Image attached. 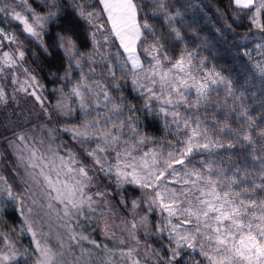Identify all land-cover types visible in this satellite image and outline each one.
<instances>
[{"label":"rangeland","instance_id":"rangeland-1","mask_svg":"<svg viewBox=\"0 0 264 264\" xmlns=\"http://www.w3.org/2000/svg\"><path fill=\"white\" fill-rule=\"evenodd\" d=\"M31 1L38 3V6H43L44 10L39 12L36 7V9L34 8ZM206 1L208 2V0ZM56 2L57 0H55V4L53 0H27V5H25L21 0H0V7H14L16 12H20L21 15L29 19V22H32V12L40 16H48L50 12L57 13ZM84 2L85 4L80 3L79 5H82L86 11L95 13L89 4V0ZM259 4L260 0H255V6L248 15L254 28H260V26L253 24V19H257L256 8ZM28 7L32 11H28ZM101 7L103 10V5ZM0 14L2 17L0 30L15 37L13 43L0 35V93L3 94V99H0V177H3V180H0V192H2L0 195V212L6 209V205L9 204L8 200H10L15 203L21 219L17 225L8 224L5 226L4 223L2 226L0 224V256L15 254V259L10 262L0 261V264H39L42 257L36 249L37 242L41 248L51 249L54 264H119L120 258L123 256V251L120 249L104 247L97 249L96 253L87 248V239L81 238L80 242L77 243V237H87L85 235L86 230L75 228L73 221L81 219L83 215H88V220L94 221L93 227L100 237L118 241L125 240L124 236L115 231L118 227L121 230L125 228L116 222L115 224L109 216H105L107 210L105 201H103L104 193L101 190L105 188L107 178L113 179L117 185H136V183L131 182L130 176L126 180L118 179L117 171H131V168L125 169V164L142 165L145 159L151 163L153 152H163L166 156L167 152L171 150L169 139L149 137L141 133L137 124V110L133 106L127 105V100L125 101L121 93L123 87L119 85V83L129 84L134 95L142 101L138 104L139 108L145 109L147 93L142 96L143 90L138 87L134 88L132 81L137 80L138 83L152 86L143 77L151 73L155 63L153 57L155 56L150 55L151 52L147 48L144 50L147 57H141L138 48L140 37L136 41L135 54L139 57L141 66L134 69L131 61L128 60V54L121 47L120 40L113 34L107 15L104 13L109 28L105 27V30L104 27L97 24L98 16H94L91 23L84 18L91 30L92 47L89 50L79 52L75 46L72 53H66L61 47L66 61L78 75L77 80L70 87L78 121L71 125H65L60 121L52 120V112L46 100L44 86L39 76L29 68L26 60V50L29 46L36 44L43 46V36L48 21L53 17L46 20L42 27L37 26L40 36L33 37L24 32L23 25L13 19L11 15ZM260 19L261 13L258 17L259 25H261ZM136 22L140 25L137 16ZM108 29L116 39V46L107 43L105 33L109 32ZM58 44L60 45V40ZM5 52H8L15 61L11 66H8L5 61L3 55ZM20 52L24 53L23 58L20 57ZM183 57L185 60L191 59L193 70L200 76L216 73L213 70L202 68L204 64L195 62L188 54L183 55ZM161 61L165 68H170L177 60L165 62L161 59ZM77 86L82 92L84 104L88 106L87 114L81 109V97H77L73 93V89ZM213 87L216 90L211 92L210 102L206 106L199 110L187 109L182 106L179 109L181 113L186 116L190 114L199 115L205 125L206 121H219L215 115H209L205 109L219 107L224 100L232 96V92L229 95L226 83ZM155 88L158 92L159 85L157 84ZM105 90L109 93L111 100L115 104H121L123 109L122 113L113 116L112 123L108 124L103 123L102 118L108 114L112 104H108L107 108L104 107L103 93ZM192 95L194 98V91ZM97 103H99V107H97ZM159 108L160 105L156 101H152L151 111L145 110L157 114L166 129L173 133V138L176 139V126L172 124V117L164 116ZM97 119H101L102 122L99 125V130L89 129V135L93 137L91 140L77 135V133L85 132V124H91ZM121 122L125 125L123 128L119 127ZM113 123L117 126L116 130L113 129ZM101 132H112L119 135L121 139L117 144L105 145L103 139L97 140ZM141 139L144 141L143 144L139 143ZM74 140L84 141L85 158L78 155L79 153L74 149L71 142ZM158 141H161L160 146L156 144ZM171 142L175 143L176 141ZM98 143L107 148L106 152L97 151L100 164L95 163L94 158L87 155L88 152L97 149ZM129 151L135 157L134 161L127 155ZM33 152L36 153L35 158L32 155ZM146 152L149 155L144 157ZM117 153H120L119 158ZM157 158L159 159V157ZM73 160L76 162L74 163ZM81 166L87 169V177L80 175L79 168ZM163 166V164L160 165V167ZM177 167L179 168V166ZM109 168H111L110 171ZM138 173L144 174L140 168H138ZM45 177L51 180V185ZM165 179L167 180L166 187L177 189L181 187L178 183H172L177 178L167 176ZM164 187L165 185H161L154 191H163ZM9 188L12 191L13 199L8 197ZM53 188L56 191H53ZM80 188L83 189L82 192L79 191ZM178 198L183 200V196ZM170 199V197L166 198L165 203L170 202ZM69 200H72L76 207H73V204L68 202ZM158 204L160 206L159 201ZM184 207H187V204ZM158 218L156 229L157 231L159 228L165 229L158 231L164 237V242L157 250L155 249V252L163 259L164 264H169L170 249L175 247L174 242H170L169 239L171 235L169 219H171L172 224L181 223V219L175 216L169 218L167 211L161 206ZM29 227L32 231H29ZM184 227L192 228L194 225L186 224ZM194 254L197 255L196 258L193 256ZM198 261L201 264H208L207 260L199 254V246L197 245L196 251L186 249L182 252L179 261L172 262V264H197ZM136 262L134 258L127 257L126 264H136ZM120 264L124 263L120 262Z\"/></svg>","mask_w":264,"mask_h":264},{"label":"trees","instance_id":"trees-1","mask_svg":"<svg viewBox=\"0 0 264 264\" xmlns=\"http://www.w3.org/2000/svg\"><path fill=\"white\" fill-rule=\"evenodd\" d=\"M84 1L57 0L58 12L56 17L48 21L43 36V46L36 44L26 50L29 68L39 76L44 86L52 120L60 121L65 125L78 121L73 107L74 98L70 92V87L77 80L78 75L66 61L58 41L60 36H71L79 52L92 47L89 25L77 11V5L85 4ZM133 1L137 6L140 25L147 23L150 26L148 29L141 27L142 35L138 48L142 58L147 57L144 52L147 48L151 52L150 55L162 60L164 56L169 57L168 60H164L165 62L176 61L188 54L195 62H203L202 68L213 70L224 77L227 86L229 82L231 83L232 96L217 108L205 109L209 115H215L219 119V121H206L209 131L213 132L222 126L226 118L233 128H239L241 124H252L249 131L253 135L254 145L245 144V147H240L238 143L236 147L228 148L226 146L228 140L233 139L235 142V138L221 135L220 139L225 143V147L211 154L207 152L199 154L196 159H211L215 162V166L226 169H234L236 166L246 168L251 173V177L245 183L264 182L260 179V157L264 156V140L258 135L260 130L264 129V74H262L264 32L260 28H254L248 16L254 7L242 9L237 7L233 0ZM89 2L95 13H99L97 24L104 27V30L105 27L109 28L99 0H89ZM31 3L39 12L44 10V7L38 6L35 1ZM161 3L163 8L160 7ZM260 23L264 25V10L261 11ZM105 34L107 43L116 46V39L111 31ZM119 85L123 87L121 93L125 101L127 100V105L137 110V124L141 133L149 137L176 141L173 138L174 134L166 129L157 114L139 108L138 104L142 101L134 95L129 84L119 83ZM244 110L247 112L246 117L239 115ZM248 117L250 120L247 119ZM71 142L78 155L85 158L84 141ZM160 142L156 144L160 146ZM240 143L245 142L241 139ZM197 167L200 165L197 164ZM226 174L230 175L231 172ZM107 179L105 188L101 190L104 193L103 201L107 210L105 216H109L114 223L125 228L121 230L118 227L115 230L124 236L125 240L100 237L93 227L94 221L88 220V215H83L81 219L73 222L75 228L86 230L87 248L96 253L97 249L104 247L118 248L123 251L119 264L120 262L126 264L127 257L134 258L139 264H164L163 259L155 252V249L157 250L164 242V237L156 229V222L160 216L158 201L152 203L156 192L137 184L117 185L113 179ZM133 201L136 202L135 207ZM8 203L9 206L6 205V209L0 212L2 226L4 223L7 226L21 222L15 203L10 200ZM77 238L76 241L79 243L81 237ZM129 252H131L130 256ZM193 256L197 257L196 254Z\"/></svg>","mask_w":264,"mask_h":264},{"label":"snow or ice","instance_id":"snow-or-ice-1","mask_svg":"<svg viewBox=\"0 0 264 264\" xmlns=\"http://www.w3.org/2000/svg\"><path fill=\"white\" fill-rule=\"evenodd\" d=\"M21 2L27 5V0H21ZM233 2L242 9H250L255 6V0H233ZM53 3L55 4V0ZM100 4L103 5L113 34L120 40L121 47L128 54V60L131 61L134 69L139 68L141 66L139 57L135 54L136 41L141 37V27L148 29L150 26L147 23L141 26L136 22L137 6L133 0H100ZM160 7L163 8L162 3ZM27 10L32 11L30 7ZM262 10H264V0H260V4L256 8L257 19H253V24L260 26V30L264 32V25H259L258 20ZM77 11L89 23L92 22L94 16H99V13L86 11L82 5H77ZM0 13L11 15L13 19L23 25L24 32L33 37L40 36L37 26L42 27L46 20L57 15L56 12H50L48 16H40L32 12V22H29V19L21 15L20 12H16L14 7H0ZM0 35L10 42H15V37L3 33L2 30H0ZM60 47L66 53H72L75 50V43L71 36L60 37ZM155 51H159V49H155ZM3 55L8 66L15 63L8 52ZM23 56L24 53L20 52V57L23 58ZM153 59L155 63L151 73L143 77L152 86L138 83L137 80H133L132 83L134 88L138 87L143 90L142 96L147 93L145 109L151 111V103L156 101L160 105L159 111L166 117H172V124L176 126V142L169 141L171 150L167 152L166 156L163 152H153L151 163L145 159L142 165L125 164V169L131 168V171L118 170V179L126 180L130 176L132 183L153 190L165 185L163 191H156V197L152 203L155 204L159 201L161 208L167 211L169 218L175 216L181 219L179 224H172L169 219L171 226L169 239L175 244V247L170 249L169 264L178 262L182 252L186 249L196 251L197 245L199 254L207 260L208 264H264V182L245 183L251 177V173L246 168L236 166L234 169H226L215 166V162L211 159H196L199 154L205 152L211 154L217 149L225 147V143L220 139L221 135L235 138V142L233 139L228 140L226 145L228 148H234L238 143L240 147H245V144L254 145L253 135L249 131L252 124H241L239 128H233L226 118L222 126L210 133L199 115L186 116L179 109L183 106L187 109L199 110L206 106L210 102L211 92L216 90L213 86L224 84L225 78L219 73L200 76L193 70L191 59L185 60L183 56L170 68H165L159 57H153ZM163 59L168 60L169 57L164 56ZM262 74H264V69H262ZM157 84L159 85L158 92L155 88ZM228 92L231 95L230 82L228 83ZM73 93L77 97H81V109L87 114L88 106L84 104L80 87L74 88ZM103 95L104 107L107 108L108 104H112L108 114L102 118L103 123L108 124L112 123V117L122 113L123 109L121 104H115L111 100L106 90ZM0 99H3L2 93H0ZM99 106L97 103V107ZM239 115L246 117V110L241 111ZM247 119L250 120V117ZM101 122V119H97L91 124H85V132L77 133V135L91 140L93 137L89 135V129L99 130ZM112 126L113 129L117 127L115 123ZM124 126L123 122L119 125L120 128ZM128 126L131 127V125ZM258 135L261 140H264V129H261ZM99 139H103L105 145H114L120 141L121 137L112 132H101L97 140ZM241 139L245 143H240ZM139 143L143 144V139ZM97 151L106 152L107 148L98 143L97 149L88 152L87 155L93 157L95 163L100 164ZM32 155L34 158L36 157L35 152ZM127 155L133 161L135 160L130 151ZM148 155V152L144 153V157ZM119 156L120 153H117L118 158ZM73 162L76 161L73 160ZM161 164L164 166L160 167ZM197 164L200 167H197ZM138 168L143 170V175L138 173ZM110 170L111 168H109ZM229 171L231 174L227 175L226 173ZM79 173L81 176H88L87 169L83 166L79 168ZM167 176L177 178L172 183H178L181 187L179 189L166 187L167 180L165 178ZM45 179L49 181L50 185L52 184L48 177ZM260 179L264 181V156L260 157ZM0 180H3V177H0ZM53 191L56 189L53 188ZM79 191L82 192L83 189L80 188ZM72 194L74 195V193ZM180 196H183V200L178 198ZM8 197L14 198L10 188ZM169 197L171 198L170 202L165 203L166 198ZM57 198L59 199V197ZM68 202L76 207L72 200ZM185 204L187 207H184ZM133 206H136L135 201H133ZM186 224L194 225V227L185 228ZM164 230V228L158 229V231ZM29 231H32L30 227ZM81 238L87 239V237ZM36 249L42 257L39 264H54L51 249L41 248L39 242L36 243ZM128 255L130 256L131 252ZM13 259H15V254L0 256V261L3 262H10ZM136 264L139 262L137 261ZM197 264H201V262L198 261Z\"/></svg>","mask_w":264,"mask_h":264},{"label":"crops","instance_id":"crops-1","mask_svg":"<svg viewBox=\"0 0 264 264\" xmlns=\"http://www.w3.org/2000/svg\"><path fill=\"white\" fill-rule=\"evenodd\" d=\"M234 3V2H233ZM235 4V3H234Z\"/></svg>","mask_w":264,"mask_h":264}]
</instances>
